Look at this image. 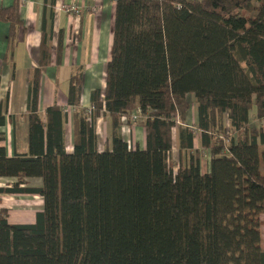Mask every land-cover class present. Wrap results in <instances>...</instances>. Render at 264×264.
Masks as SVG:
<instances>
[{
  "label": "trees",
  "instance_id": "16d2710c",
  "mask_svg": "<svg viewBox=\"0 0 264 264\" xmlns=\"http://www.w3.org/2000/svg\"><path fill=\"white\" fill-rule=\"evenodd\" d=\"M253 1L115 0L103 93L95 89L90 109L80 108V72L69 81L71 151L64 108L37 112L50 50L42 36L28 150L8 156L0 144V177L12 179L0 193L39 195L42 208L28 223H11L0 209V264H264V126L249 124L250 113L264 122V0ZM0 21L9 59L22 27L19 0L0 7ZM134 111L143 148H129L120 133L121 116L131 123ZM106 114L110 140L99 150L95 123Z\"/></svg>",
  "mask_w": 264,
  "mask_h": 264
},
{
  "label": "crops",
  "instance_id": "0c3cea01",
  "mask_svg": "<svg viewBox=\"0 0 264 264\" xmlns=\"http://www.w3.org/2000/svg\"><path fill=\"white\" fill-rule=\"evenodd\" d=\"M12 2L0 0V7ZM62 4H75L80 11L78 14L67 12L59 8ZM19 14L22 27L9 59H4L8 24L0 21V104L3 107V123L0 124L3 140L0 144L8 156L28 150L26 116L31 98L30 76L32 69L39 65L40 42L45 34L50 45L49 61L39 76L37 112L44 117L46 108L54 103L64 108L67 112L65 146L71 151L73 107L67 103L69 81L75 72H80V108L91 107L95 89L103 93L106 67L111 57L115 0H19ZM110 131V117L107 114L99 116L95 123L99 150H103L110 140ZM144 135L141 120L130 126L133 146L143 148ZM174 151L178 156L176 137L170 152L175 161ZM208 168L209 158L203 167L201 160L202 172ZM11 181L0 177V186ZM29 182L40 184L37 178L29 179ZM1 208L8 210L11 223L33 222L35 212L42 208V198L36 194L0 193Z\"/></svg>",
  "mask_w": 264,
  "mask_h": 264
},
{
  "label": "rangeland",
  "instance_id": "374dc122",
  "mask_svg": "<svg viewBox=\"0 0 264 264\" xmlns=\"http://www.w3.org/2000/svg\"><path fill=\"white\" fill-rule=\"evenodd\" d=\"M253 3L255 5H258L259 4V0H254ZM256 12H257V10L254 9L253 11L245 12L244 16L253 17V16L256 15ZM188 99L191 100L192 97H188ZM139 120H141V118H139ZM194 120H195V106L191 105L190 109H189V111L187 113V117L185 119V124H187L190 127H192L194 125ZM249 124L251 126H256V127H260V126L263 127L264 126V122L262 120L256 119L252 113H250ZM172 132H173V139L175 140V137L177 138V134H176L177 133V129H176V127H173ZM195 134H197V132ZM194 144H195L196 147L199 146V141H198L197 135L195 137ZM172 154H173V158L175 159V161L171 158V154H170L169 159H170L171 163L175 166L177 164L178 156L176 155L175 151ZM201 158H202L201 160H202V167H203L205 165V160L209 158V153H208L207 150H202L201 151ZM260 169H261L262 173H264V165H263L262 162L260 163ZM261 219H262V224H261V227H260V231H261V236H262V245L264 246V215H261Z\"/></svg>",
  "mask_w": 264,
  "mask_h": 264
},
{
  "label": "built area",
  "instance_id": "2783aa9c",
  "mask_svg": "<svg viewBox=\"0 0 264 264\" xmlns=\"http://www.w3.org/2000/svg\"><path fill=\"white\" fill-rule=\"evenodd\" d=\"M59 8L65 10L67 12H71V13H75V14H78L80 11L78 6L75 4H62L59 6ZM139 117H140L139 111H134L133 113H131V115L129 117V122H131V123H128V121H127L128 119L126 116H121V118H120V120H121V127H120L121 137L126 142V144L129 148L133 146L131 136H130V126L132 124H134L138 120Z\"/></svg>",
  "mask_w": 264,
  "mask_h": 264
}]
</instances>
